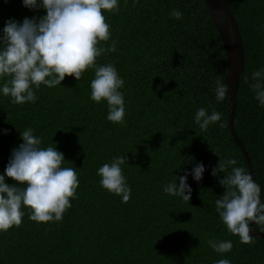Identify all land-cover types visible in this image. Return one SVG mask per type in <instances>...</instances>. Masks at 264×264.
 Here are the masks:
<instances>
[{"label": "trees", "instance_id": "1", "mask_svg": "<svg viewBox=\"0 0 264 264\" xmlns=\"http://www.w3.org/2000/svg\"><path fill=\"white\" fill-rule=\"evenodd\" d=\"M227 1L245 49L234 125L264 202V107L251 88L252 74L264 69V0ZM174 9L182 13L179 20L171 16ZM103 14L111 39L100 46L115 42L117 50L96 65H113L124 80L125 124L107 120L106 101L90 99L94 68L80 81L66 76L61 86L41 84L35 103L13 104L0 94V174L23 142L21 132L32 128L42 147L64 154V166L75 168L79 179L77 198L60 222L32 221L22 207V224L0 233V264H264V240L252 236L250 244L241 243L216 210L226 189L212 169L230 158L236 167L248 166L229 128V97H215L217 81L225 83L227 58L205 0H119L118 12ZM44 15L22 0H0V35L10 19ZM9 79L4 76L0 86ZM200 108L221 113V120L200 129ZM118 156L128 157L122 166L131 188L127 203L104 189L97 174ZM197 162L206 171L199 183L188 177L190 202L164 193L175 174L190 172ZM253 228L264 233L262 225ZM209 240H230L233 248L217 253Z\"/></svg>", "mask_w": 264, "mask_h": 264}, {"label": "clouds", "instance_id": "2", "mask_svg": "<svg viewBox=\"0 0 264 264\" xmlns=\"http://www.w3.org/2000/svg\"><path fill=\"white\" fill-rule=\"evenodd\" d=\"M23 6L31 11L42 9L46 15L40 18L26 17L23 22L15 19L6 21L0 35V80L10 79L0 86V94L10 96L13 104L35 103V91L41 84L48 88L61 86L67 77L80 81L82 74L95 69L91 81V97L94 102L106 101L107 120L115 124L126 123L125 99L120 89L124 80L111 65L97 66L96 59L105 52H115L116 43L104 48L101 42L111 39L110 25L104 12H118L119 0H22ZM138 4L139 0H133ZM171 16L179 20L182 13L173 10ZM251 85L255 99L264 107V69L252 74ZM229 95V87L217 81L215 97L223 101ZM221 120V113L200 108L195 114V123L202 130ZM10 135L9 130H3ZM55 137V136H54ZM22 143L13 149L3 174H0V233L22 224V207L30 209L29 218L38 223L60 222L64 213L72 207L79 187L77 171L65 167L63 153L57 147H42L41 137L28 128L21 132ZM54 139V138H53ZM128 157H114L98 169L100 184L109 193L127 203L131 188L123 175L122 166ZM237 160H219L212 169V176L226 189L216 201L217 212L230 233L237 235L240 242L250 244V224L264 226V202L261 187L244 167H236ZM231 167V172L228 171ZM182 169V168H178ZM206 169L197 162L190 172L174 175L163 187L165 194L179 197L185 202L192 199V188L188 184L191 176L197 183L204 178ZM225 174L221 179L220 174ZM11 178L16 183L6 181ZM179 181V183H178ZM23 186V187H21ZM217 253H227L233 248L228 241H208ZM216 264H231L229 259H219Z\"/></svg>", "mask_w": 264, "mask_h": 264}, {"label": "water", "instance_id": "3", "mask_svg": "<svg viewBox=\"0 0 264 264\" xmlns=\"http://www.w3.org/2000/svg\"><path fill=\"white\" fill-rule=\"evenodd\" d=\"M205 2L209 10L210 17L221 37L227 58V74L225 84L229 87L228 97L231 103L229 128L233 139L240 147L241 152L246 159L248 171L254 179L251 158L239 138L234 125L237 110V95L242 76L245 71V49L240 28L227 0H205ZM253 226L254 223L250 224V229H254ZM250 235L253 237H261L264 240V233L255 229L254 231H250Z\"/></svg>", "mask_w": 264, "mask_h": 264}]
</instances>
